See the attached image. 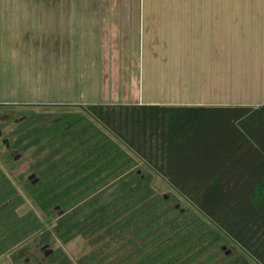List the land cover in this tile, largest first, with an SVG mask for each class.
Returning <instances> with one entry per match:
<instances>
[{"label": "trees", "instance_id": "trees-1", "mask_svg": "<svg viewBox=\"0 0 264 264\" xmlns=\"http://www.w3.org/2000/svg\"><path fill=\"white\" fill-rule=\"evenodd\" d=\"M83 107L53 124L36 115L15 140L18 150L49 148L26 188L54 223L49 230L33 212L19 215L22 197L0 169V256L28 259L29 248L18 246L39 234L43 247L55 237L68 243L82 236L92 249L74 262L62 248H49L34 264H193L212 259L229 238L264 264V161L248 171L241 155V170L232 169L236 149L245 151L251 108ZM140 160L193 209L159 195Z\"/></svg>", "mask_w": 264, "mask_h": 264}, {"label": "crops", "instance_id": "crops-1", "mask_svg": "<svg viewBox=\"0 0 264 264\" xmlns=\"http://www.w3.org/2000/svg\"><path fill=\"white\" fill-rule=\"evenodd\" d=\"M145 1L0 0V106L249 107L245 151L236 149L232 169L241 170L244 155L245 169L258 170L264 0H168L165 7ZM156 32L167 41L179 32L185 46L179 59L164 55L163 74L140 54L145 33L151 41Z\"/></svg>", "mask_w": 264, "mask_h": 264}, {"label": "rangeland", "instance_id": "rangeland-1", "mask_svg": "<svg viewBox=\"0 0 264 264\" xmlns=\"http://www.w3.org/2000/svg\"><path fill=\"white\" fill-rule=\"evenodd\" d=\"M67 2V1H66ZM168 0H146V7H165ZM63 7V6H62ZM152 34V33H151ZM165 33L156 32L155 39L150 41V33H145V39H141L140 54L144 56L146 60L151 59L153 66H157V73H164L166 66L164 64V55L168 56V60L179 59L182 56V51L185 50L183 46L184 42L181 41V33H172L171 38L168 37V41L164 38ZM183 46V47H182ZM195 51V48L192 49ZM162 62V64H161ZM166 63V62H165ZM178 64V63H176ZM179 65V64H178ZM160 66V67H159ZM162 68V70L160 69ZM179 72V69L177 70ZM159 89V88H158ZM169 91V90H168ZM159 92V91H158ZM82 114L85 113L83 106H63V105H31V106H0V169L7 179L16 187L18 193L22 197V204L17 208L19 215H25L29 212H33L37 215L43 225L51 230L54 219L46 216L44 212L39 208L35 202L33 196L27 190V183L36 180V175L33 171V165L48 152L49 148L39 152V147H32L26 151L18 150L14 146L15 140L20 136L21 130L30 125L32 117L36 115H43V122L53 124L62 118L63 114ZM73 118V117H72ZM36 122V121H35ZM33 123V122H32ZM49 135L45 134L43 143L46 144ZM48 143V142H47ZM42 146V145H41ZM138 167L143 168V163L139 161ZM153 186L156 192L164 197H177L180 203L181 209H193L192 206L181 197L173 187L161 176L154 177ZM18 249L28 247L29 255L28 259H21L16 262L13 257L14 252L5 253L0 256V264H25L32 262L34 264V257L40 259L46 258V251L49 248L56 249L62 248L72 261L77 260L90 252L92 249L91 244L87 239L82 236H77L68 243H63L57 237L54 238V242L50 247H43L40 244L39 234H35L27 241L18 246ZM18 249L16 251H18ZM207 256V255H206ZM193 264H257L252 260L241 248L237 246L229 238H222L217 243V250L215 255L210 260H206L204 257L202 260H198Z\"/></svg>", "mask_w": 264, "mask_h": 264}]
</instances>
